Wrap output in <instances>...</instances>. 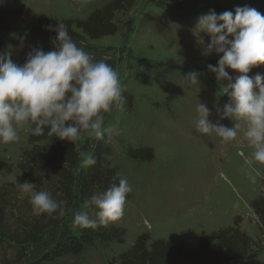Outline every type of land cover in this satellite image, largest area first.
Here are the masks:
<instances>
[{
  "label": "rangeland",
  "instance_id": "rangeland-1",
  "mask_svg": "<svg viewBox=\"0 0 264 264\" xmlns=\"http://www.w3.org/2000/svg\"><path fill=\"white\" fill-rule=\"evenodd\" d=\"M108 1L0 0V8L21 9L22 13L19 27L0 35V52H10L13 62L22 65L31 48L52 50L55 35L36 30L46 19L58 23L86 19ZM245 5L264 15V0H135L130 11L116 13L119 29L115 35L97 40L87 36L73 39L94 60L116 61L122 94L132 99L131 106L125 98L122 109L104 114V126L110 131L103 140L118 175L128 180L133 191L127 196L122 218L110 224L125 229L123 241L97 240L78 257L65 258L58 264L118 262L143 233L150 235L148 244L164 239L195 249L201 239H208L216 246V232L233 225L237 216L241 217L240 228L256 241L254 254L247 262L264 264V233L251 206L264 189V165L249 167L245 163L253 151L243 137L245 126L241 124L237 139L228 144H222L214 134L208 136L196 130L199 103L210 109L209 119L216 123V108L222 109L228 102L220 84L204 71L207 59L218 61L219 56L202 54L210 36L200 33L204 44L198 43L194 34L197 18L210 9L220 14ZM25 36L21 49L20 37ZM226 70L233 79L239 75ZM193 71L200 73L197 84L186 77ZM257 73L264 75V65L253 68L248 75ZM219 122L227 127L234 124L228 118ZM30 134L26 127L19 131V142L0 144V186L17 182L22 152L30 147ZM97 143L86 135L81 152L92 156L93 144ZM140 145L153 147L152 162L127 156V147ZM87 167L80 156L76 173ZM249 176L255 177V183ZM83 204L77 199L64 219L62 227L73 234H79L80 229L73 226L74 211H87L90 218H97V210L85 209ZM59 231L47 230L44 243L53 242ZM32 251L35 255L42 252L30 247L29 255H34ZM15 252L11 246L0 245V264L6 257L13 260Z\"/></svg>",
  "mask_w": 264,
  "mask_h": 264
},
{
  "label": "clouds",
  "instance_id": "clouds-1",
  "mask_svg": "<svg viewBox=\"0 0 264 264\" xmlns=\"http://www.w3.org/2000/svg\"><path fill=\"white\" fill-rule=\"evenodd\" d=\"M48 27L56 33L51 39L52 50L33 47L22 65L13 62L10 52H0V144L19 142V131L26 127L35 136L44 135L47 129L49 137L72 144L85 133L100 141L110 131L104 126V114L123 108L125 97L118 71L104 60H94L78 46L64 23ZM200 33L210 36L202 54L219 56L216 66L208 64L207 69L215 75L222 95L228 97L216 112L219 120L228 118L234 124L227 127L219 120L213 123L210 109L199 103L196 130L214 134L222 144H228L237 139L243 123L244 140L253 149L245 163L249 167L264 165V75H248L264 65V15L247 5L220 14L210 9L197 18L194 29L198 43L204 44ZM25 39L20 37L21 49ZM226 69L239 75L233 79ZM199 76L196 71L186 75L192 84L199 83ZM80 156L87 166L95 165L91 155L81 152ZM249 179L255 183L254 176ZM18 190L27 194L34 216L64 215L63 202L49 191H37L35 183H19ZM132 191L128 180L120 178L118 184L112 183L106 191L84 201L85 209L97 210V218L76 210L73 226L93 230L109 227L124 215L127 195Z\"/></svg>",
  "mask_w": 264,
  "mask_h": 264
},
{
  "label": "trees",
  "instance_id": "trees-1",
  "mask_svg": "<svg viewBox=\"0 0 264 264\" xmlns=\"http://www.w3.org/2000/svg\"><path fill=\"white\" fill-rule=\"evenodd\" d=\"M134 6L135 0H109L86 19L65 20L61 23L67 26L72 39H84L87 36L97 40L115 35L119 29L116 13L130 11ZM21 14V9L0 8V35L16 30ZM57 24V21L46 19L36 30L56 35L48 26L54 28ZM2 42L0 36V45ZM105 62L116 69L115 60ZM207 64L216 66L217 61L207 59ZM204 71L216 81L215 75L207 67ZM124 94L131 106L132 99L128 98L127 93ZM47 131L45 129L42 136L29 135L30 147L22 152L19 166L21 174L17 182L0 186V245L11 246L16 251L13 260L6 257L2 264H23L27 260L28 264H58L65 258L78 257L97 240L121 242L125 236V229L116 226L96 230L80 228L79 234L62 227L77 199L88 200L97 192L106 191L112 183L118 184L121 177L112 163L111 151L104 140L98 141L93 150L95 165L77 174L80 153L85 148V145H80L87 134L72 144L49 137ZM126 154L140 162H152L155 159V151L149 145L129 146ZM24 181L35 183L37 191H49L54 199L63 202L64 215L34 216L27 194L18 190V184ZM251 206L259 217L260 231L264 233V189L254 198ZM240 222L241 217L237 216L233 225L220 228L216 232V246L208 239H201L195 249L164 239L148 244L150 235L143 233L118 262L111 264H249L247 261L254 254L256 241L240 228ZM56 228H60L58 236L53 242L44 243L46 231ZM30 247L42 251L41 254L35 255L32 251L34 255H29Z\"/></svg>",
  "mask_w": 264,
  "mask_h": 264
}]
</instances>
